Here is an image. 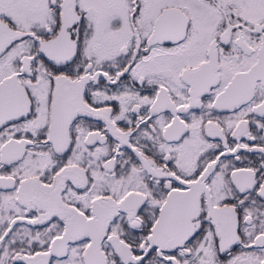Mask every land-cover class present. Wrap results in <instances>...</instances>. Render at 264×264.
Segmentation results:
<instances>
[{
  "label": "snow or ice",
  "instance_id": "obj_1",
  "mask_svg": "<svg viewBox=\"0 0 264 264\" xmlns=\"http://www.w3.org/2000/svg\"><path fill=\"white\" fill-rule=\"evenodd\" d=\"M0 264H264V0H0Z\"/></svg>",
  "mask_w": 264,
  "mask_h": 264
}]
</instances>
